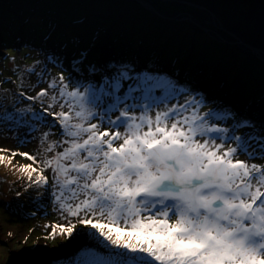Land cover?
I'll use <instances>...</instances> for the list:
<instances>
[{
  "label": "snow or ice",
  "instance_id": "6c2138e0",
  "mask_svg": "<svg viewBox=\"0 0 264 264\" xmlns=\"http://www.w3.org/2000/svg\"><path fill=\"white\" fill-rule=\"evenodd\" d=\"M85 59L66 78L64 57L47 53L18 77L47 87L0 101V138L37 144L0 148L11 153L0 162H32L18 169L24 191L60 220L45 239L86 235L104 249L56 264H264V130L166 73Z\"/></svg>",
  "mask_w": 264,
  "mask_h": 264
},
{
  "label": "rangeland",
  "instance_id": "374dc122",
  "mask_svg": "<svg viewBox=\"0 0 264 264\" xmlns=\"http://www.w3.org/2000/svg\"><path fill=\"white\" fill-rule=\"evenodd\" d=\"M152 1L162 13H190L195 18L163 22L151 10L132 0H0V101L10 103L19 91L26 90L18 87V77L26 67L43 61L45 54L64 57L63 75L67 78L75 75L71 61L83 52L88 62L84 63L85 68L95 62L98 67L124 62L132 64L136 71L147 68L166 73L181 85L203 93L210 103L215 102L212 106L229 108L238 117L249 119L258 129L264 130V59L254 52L246 54L236 45L220 42L210 33L202 32V25L194 23L199 20L213 28L209 23L211 8L228 30L264 50V38L258 33L260 21L264 19V0ZM24 17L41 27L51 21L66 31L69 40L54 29L48 32L36 25H29L27 29ZM17 20L25 23L14 25ZM50 33L53 35H48ZM106 41L110 43L106 45ZM44 43L64 45L50 48ZM49 67L52 76L61 72L60 67ZM94 79L99 81L100 75ZM29 82L36 85V77L31 76ZM42 87L47 84L27 89V95H35ZM22 103L30 102L24 100ZM33 106L40 108L39 104ZM54 131L56 134L52 138L60 139L59 127ZM0 148L32 152L37 144L33 142L18 148L14 139L0 138ZM0 155L11 157L10 152ZM254 162L264 164V160ZM29 163L32 162L19 155L12 158L11 164L7 160L0 162V264H56L59 259L71 257L84 247H95L103 252L104 249L86 235L45 239L52 229L45 230L44 226L60 220L50 205L45 214V210L34 203L36 193L33 189L24 191L26 175L18 169ZM81 228L83 226L78 224L77 229ZM65 241L76 247L70 251H56Z\"/></svg>",
  "mask_w": 264,
  "mask_h": 264
},
{
  "label": "bare ground",
  "instance_id": "6f19581e",
  "mask_svg": "<svg viewBox=\"0 0 264 264\" xmlns=\"http://www.w3.org/2000/svg\"><path fill=\"white\" fill-rule=\"evenodd\" d=\"M133 2H137V3H139L140 5H142V6H144L146 9H149V10H151V12H153V13H155L157 16H158V18H159V20H161V21H163V22H170V21H179V20H181V19H184V20H188L189 21V19H192L191 17H193V18H195V16H193V15H191L190 13H185L184 15H182L183 17H181L180 15H177V14H175L174 15V13H169V14H165V13H162L161 11H159V9H157V5H155V3L152 1V0H132ZM125 9H127V7L125 8ZM209 11L211 12V20L209 21V23L213 26V28L212 27H209L208 25V23H206V22H200L199 20L197 21V20H195V21H197L200 25H202L203 27H204V29L202 30L201 29V31L202 32H207L211 37H215L217 40H219L220 42H222V43H225V44H229L230 46H231V44L232 45H236V46H238V48H240L243 52H245L246 54H249L250 52H254L253 51V49L251 48V47H247V45L248 44H250V46H253V48H257L258 46H256V45H253L252 43H248L246 40H245V38L244 37H241L239 34H237V33H235L234 32V34H235V36L236 37H234V35H232V33H231V31L230 30H228L227 28V25H226V23H224V22H222L221 20L219 21L218 19H217V17H219V16H217L216 15V13H214L213 11H212V9L210 8L209 9ZM212 14H214V15H212ZM37 15H39V14H33V16H37ZM40 16V15H39ZM178 18H181V19H179V20H175V19H178ZM24 20H25V22H26V24L28 25V27H27V25H26V28L28 29L30 26H32V25H36V26H39V27H41L40 25H39V23H37V22H32L33 20L31 19V18H27V17H24ZM24 20L23 21H21V23H20V21L19 20H17L16 22H15V24L14 25H16V24H19L20 23V25H22V22H24ZM192 20H194V19H192ZM24 22V23H25ZM51 22V21H50ZM49 22V23H50ZM261 22V25H260V27H259V32L258 33H261L262 34V36L261 37H263L264 38V19L263 20H261L260 21ZM198 24V25H199ZM30 25V26H29ZM42 29H45V30H47L48 32H49V30H50V32H53V29L58 33V34H60V36H62L63 37V35H66V38L69 40V36L66 34V31L65 30H62L61 28H59V27H57L54 23H53V26L52 27H50V26H43V27H41ZM198 28H201L200 26L198 27ZM182 28L180 27V30H181ZM36 30H34V32H35ZM200 31V30H199ZM63 33V34H62ZM36 34V33H35ZM38 34V33H37ZM40 34V33H39ZM212 34V35H211ZM48 35H53L52 33H50V34H48ZM7 38H8V35H7ZM10 38V37H9ZM51 40L53 39V37H49ZM108 41V40H107ZM105 42V44L107 45V44H109L110 42ZM62 43H58L57 45L55 44V45H50L49 43H44V45H47V47H54V48H58V47H60L59 45H61ZM62 45H64V44H62ZM62 47V46H61ZM107 47V46H106ZM259 48V47H258ZM261 49V48H260ZM224 49H222L221 51H223ZM73 52H75V49L74 50H72ZM228 50H224L223 52H227ZM261 51V53L260 54H258V56L259 57H262V58H264V50L263 49H261L260 50ZM256 55V54H255ZM84 63H88L86 60H85V62ZM94 65H96L97 67H98V64H97V62H95V63H93ZM181 67V66H180ZM248 67V66H247ZM181 73H184V72H182V71H180ZM42 84V83H41ZM1 172V171H0ZM1 187H2V180H1V183H0V190H1ZM76 247V244H74V243H70V242H66L65 241V243L62 245V247H61V249H59V250H56V251H70V250H72V249H74Z\"/></svg>",
  "mask_w": 264,
  "mask_h": 264
},
{
  "label": "water",
  "instance_id": "95a60500",
  "mask_svg": "<svg viewBox=\"0 0 264 264\" xmlns=\"http://www.w3.org/2000/svg\"><path fill=\"white\" fill-rule=\"evenodd\" d=\"M183 2L185 3V0H183ZM186 3H188V2H186ZM184 14H185V13H177V15H180L181 17H183L182 15H184ZM212 15H214V14H212ZM214 16H215V15H214ZM194 23L199 24L197 21L194 22ZM199 25H200V24H199ZM231 33H232V32H231ZM211 35H212V34H211ZM232 35H234V37H236L234 33H232ZM214 38H215V37H214ZM247 47H248V48L251 47L256 55H258V54L261 53V51H260L261 49L258 48V47H257V48H253V46H250V44H248ZM263 59H264V58H263ZM0 183H1V174H0Z\"/></svg>",
  "mask_w": 264,
  "mask_h": 264
},
{
  "label": "trees",
  "instance_id": "16d2710c",
  "mask_svg": "<svg viewBox=\"0 0 264 264\" xmlns=\"http://www.w3.org/2000/svg\"><path fill=\"white\" fill-rule=\"evenodd\" d=\"M47 26H50V27H52L53 26V23L51 24V22L50 23H48L47 24ZM81 67H85V64L84 65H82ZM40 212H42L43 213V211L40 209Z\"/></svg>",
  "mask_w": 264,
  "mask_h": 264
}]
</instances>
